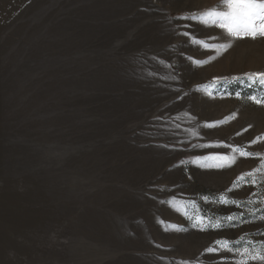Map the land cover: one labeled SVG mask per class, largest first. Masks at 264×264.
<instances>
[{
    "label": "rangeland",
    "instance_id": "374dc122",
    "mask_svg": "<svg viewBox=\"0 0 264 264\" xmlns=\"http://www.w3.org/2000/svg\"><path fill=\"white\" fill-rule=\"evenodd\" d=\"M220 2L0 0V264H234L216 241L264 244V182L237 179L264 158L244 77L264 38L198 66L215 53L175 34L218 36L177 18ZM233 146L261 157L201 159Z\"/></svg>",
    "mask_w": 264,
    "mask_h": 264
},
{
    "label": "snow or ice",
    "instance_id": "6c2138e0",
    "mask_svg": "<svg viewBox=\"0 0 264 264\" xmlns=\"http://www.w3.org/2000/svg\"><path fill=\"white\" fill-rule=\"evenodd\" d=\"M177 19L182 20H196L199 23L204 24L208 27H214L220 29V34L218 36L209 37L208 40L213 41L209 43L208 40H200L199 38L191 37L190 33L184 31H179V28L176 30L175 34L177 36L190 37L191 42L202 47L204 50L215 53L214 55L208 57L207 60H199L193 57L188 59L198 65L202 66L205 63L210 62L211 60L216 59L219 55H222L223 52L231 48L235 41L251 39L257 40L258 38H264V0H221L216 6L203 10L199 13L189 14L187 16H181ZM183 27H188L184 25ZM175 47V45H173ZM244 77L250 82V84H258L261 88H264V72H252L245 73ZM174 79V77H172ZM228 78L218 77L213 78L212 84H218L220 81H226ZM233 81L241 80V77L234 76L231 78ZM207 94L211 97L213 92L205 89ZM241 93L236 92L235 96L237 99L241 98ZM247 100L254 102L257 105H264V96L257 97L256 95H250L247 97ZM261 139V138H257ZM257 141H252L255 144ZM248 146H233L231 148V155L225 156H208L202 157L203 160H212V161H225V164H212L206 165L210 167H224L231 166V164L236 162L237 154L240 157H250L256 156L261 157L260 153H253L247 151ZM195 162V161H194ZM264 171V158L261 159V164L259 167L253 169L248 173L242 174L238 177V180H244V177H250V180L246 183L255 186L260 182H264V176L258 177L257 173ZM225 197H221V203H229ZM236 203V201H231ZM239 206V205H238ZM264 219V216L260 217ZM207 218L203 216H195L194 227L199 225L201 230H204L205 227H211L213 229L223 228V223L217 221L212 223L211 220H208L207 224L205 221ZM231 226H235L233 223L236 220L235 216H227L225 218ZM244 237H241L239 240H230L225 238L223 240H218L215 243L220 246L221 249L229 251L233 254L234 264H250V262H259V264H264V244L260 247L249 246L251 241H249L244 246H241ZM212 247L208 248L207 252H213ZM182 264H189V262L184 261Z\"/></svg>",
    "mask_w": 264,
    "mask_h": 264
}]
</instances>
